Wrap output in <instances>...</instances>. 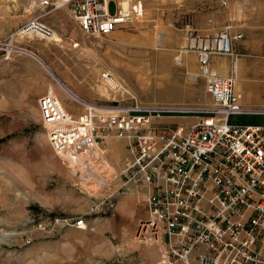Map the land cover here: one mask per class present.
I'll return each instance as SVG.
<instances>
[{
    "label": "rangeland",
    "instance_id": "374dc122",
    "mask_svg": "<svg viewBox=\"0 0 264 264\" xmlns=\"http://www.w3.org/2000/svg\"><path fill=\"white\" fill-rule=\"evenodd\" d=\"M237 1L241 7L234 11L229 4L225 12L219 0H131L141 15L106 37L83 36L66 16L62 21L66 29L51 30L47 39H18L15 48L24 53L6 58L0 49V264H162L166 247L153 240L150 230L143 233L147 218L143 197L123 187L124 180L118 177L127 156L125 142H108L102 159L109 168L104 163L95 174L85 176L62 164L52 150L37 100L51 89L68 112H82L57 79L91 104L204 107L209 104L204 81L187 75V71L199 73L194 50L180 53V65L175 58L177 51L192 47V38L210 35L200 27L207 18L217 23L213 34L223 27L229 12L233 24L247 30L242 40L251 44L248 50L256 46L260 51L237 57L240 70L239 59L245 60L244 74L250 82L261 74L262 85L249 96L258 103L264 97L260 47L264 10L259 16L257 8H245L242 0ZM108 9L114 13V4ZM57 12L41 21L54 25L62 18ZM40 13L31 0H0V41ZM211 65L215 67L213 59ZM106 72L120 86L109 99L94 88L106 90L99 77ZM178 120L188 125L195 118ZM230 122L264 125V116L231 117ZM79 217L85 220V229L71 225Z\"/></svg>",
    "mask_w": 264,
    "mask_h": 264
},
{
    "label": "built area",
    "instance_id": "2783aa9c",
    "mask_svg": "<svg viewBox=\"0 0 264 264\" xmlns=\"http://www.w3.org/2000/svg\"><path fill=\"white\" fill-rule=\"evenodd\" d=\"M40 14L0 41L6 58L17 50L18 39H47L51 29L41 23L48 13L66 9L83 36L103 38L133 23L141 13L131 0H31ZM114 4V13L108 6ZM223 7L227 0H220ZM242 39L226 25L213 36L190 40L198 74L209 104L163 106L91 104L56 83L72 103L82 108L75 115L50 89L37 100L46 124V137L62 164L88 176L103 165L108 142H125L127 156L119 167L123 187L140 194L146 208L145 234L166 249L162 264H264V125L231 123V117L264 116L261 107L244 106L235 89ZM26 51V50H24ZM264 56V44L262 45ZM230 60L229 73L212 67L215 57ZM111 81L110 73H102ZM191 124L169 126L167 117H190ZM85 229V220L71 224Z\"/></svg>",
    "mask_w": 264,
    "mask_h": 264
},
{
    "label": "crops",
    "instance_id": "0c3cea01",
    "mask_svg": "<svg viewBox=\"0 0 264 264\" xmlns=\"http://www.w3.org/2000/svg\"><path fill=\"white\" fill-rule=\"evenodd\" d=\"M242 2H243L242 5L245 8H247V7L257 8L258 11H259V16H261L262 8L264 10V0H242ZM229 4H230V10L232 9V10L235 11L237 8L241 7V3L239 1H237V0H227V6L226 7H223L221 5V3H220L221 7L224 8L225 12H226V10L229 9V6H228ZM57 13H59L62 16V18H61V20H57L54 25H50L49 26L46 23H44L43 21H41V20L40 21L47 28H49V29H51L53 31L56 30L58 32L60 30L66 29L65 28L66 25L62 21H64V18L66 16L70 17V15H69V13H68V11L66 9H61ZM225 15H226L224 17L225 18V23L223 24V27H221L219 30L223 29L226 25H230V26H232L233 33L241 34L242 35V39H243V37L245 36L244 32H247V30L245 28H242L241 25L233 24V22L231 21V19L229 17L230 16L229 12L225 13ZM260 20H261V18L259 17V21ZM200 25H201L200 27H201L202 30H204L205 32H210V35H212V36L215 35L219 31V30H217L216 33L212 34V32L214 30H216V26L215 25H217V23L212 21L211 18H207V20L205 22H203L202 24H200ZM259 27L260 28L262 27L261 23L259 24ZM210 35H205V36H210ZM242 39L240 41H238L234 45L235 52L238 54L239 57H243L244 58V57H246L248 55L256 56V55L260 54V51L258 50V48L256 46H252V50H248L247 46L250 47L251 44L247 43V46H246L245 40H242ZM260 43H261V39H259V44ZM262 45H263V42H262L260 47H262ZM243 58L239 59L240 64H241V70H240V65L237 63V78H238L239 72H240V80L237 81L236 90L241 92V94H242V104L244 106L260 105L259 107H261L264 104V97L263 96H261V98H259V100H258V103H255V104L252 103L250 101V99H249L250 94L253 92V88H256V87H259L260 85H262L261 74H260V76H259V74L258 75L254 74L253 76L257 75L258 79L257 78L251 79V80H253L252 81L253 83L250 82L248 77L245 76V74H244V72H245L244 71V69H245V60ZM213 61L215 62V65H214L215 67H213V68L218 70V72H220V74L226 75L227 71H228V66L230 64L229 59L228 58H221V59L214 58ZM247 84H254L255 86L251 87L250 85H247ZM252 117H254V116H252ZM178 118H180V117H167V118H163L161 121L163 123H165V124L176 126V125H180L181 124V123H177V122H179ZM116 141H120V140H116ZM116 144L119 145V146L122 145V144H120V142H116Z\"/></svg>",
    "mask_w": 264,
    "mask_h": 264
},
{
    "label": "bare ground",
    "instance_id": "6f19581e",
    "mask_svg": "<svg viewBox=\"0 0 264 264\" xmlns=\"http://www.w3.org/2000/svg\"><path fill=\"white\" fill-rule=\"evenodd\" d=\"M162 44V43H161ZM177 52H179V51H177ZM180 53H182V52H179V55H177V57L175 58V61H176V64L177 65H180V63H179V61H180ZM178 54V53H177ZM237 63H238V61H237ZM237 63H236V67H237ZM91 71V74L95 77V76H98V74H97V71L96 70H94V69H91L90 70ZM102 74V73H101ZM101 74L99 75V77L101 76ZM96 79H97V77H96ZM100 79H101V77H100ZM101 81H103L102 79H101ZM104 83H103V87L106 89V90H103V89H101L99 86H95L94 88H95V90H96V92H98V94L100 95V97H105V98H108V97H112V95H114V93L115 94H117V92L118 91H120V86H119V84H118V82H115L113 79L111 80V81H103ZM109 99V98H108ZM103 151V150H102ZM101 163H103V165H104V163H105V165H106V168H109V166H108V163H106V161H104L102 158H101ZM102 165V166H103ZM69 168H71V167H69Z\"/></svg>",
    "mask_w": 264,
    "mask_h": 264
}]
</instances>
